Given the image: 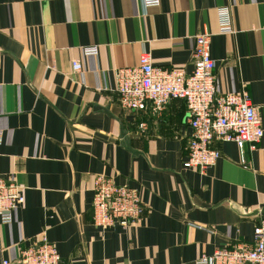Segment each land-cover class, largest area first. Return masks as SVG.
I'll return each instance as SVG.
<instances>
[{
    "label": "crops",
    "instance_id": "0c3cea01",
    "mask_svg": "<svg viewBox=\"0 0 264 264\" xmlns=\"http://www.w3.org/2000/svg\"><path fill=\"white\" fill-rule=\"evenodd\" d=\"M223 9L232 33L221 31ZM199 34L210 40L217 92L247 90L264 135V0L146 9L140 0H0V177L24 191L0 226V264L43 237L63 264H195L252 243L264 219V136L254 151L215 141L220 157L199 174L182 167L191 139L183 101L158 115L119 105L117 70L148 52L154 67L191 74ZM97 176L139 190L137 224H93Z\"/></svg>",
    "mask_w": 264,
    "mask_h": 264
},
{
    "label": "built area",
    "instance_id": "2783aa9c",
    "mask_svg": "<svg viewBox=\"0 0 264 264\" xmlns=\"http://www.w3.org/2000/svg\"><path fill=\"white\" fill-rule=\"evenodd\" d=\"M144 9L158 7L160 0H140ZM221 31L232 33L229 10L218 15ZM193 70H161L153 66L150 53L142 52L133 69L116 72V91L119 105L127 111H147L160 114L174 99L183 101L187 108L191 139L183 169L199 174L215 165L220 152L213 148L215 141L233 142L242 152L244 147L254 151L263 139L261 120L247 90L219 94L215 87V62L210 56L208 35L195 37ZM84 55H96V46H85ZM75 72L81 64L71 63ZM3 130L0 127V144ZM92 197L93 224L100 229L112 226L131 227L144 216L145 207L138 189L116 186L107 176L94 180ZM23 189L13 180L0 177V226L12 223L14 212L24 203ZM253 241L248 245L221 248L211 255L202 254L195 264H264V219L253 228ZM16 263L3 260L2 264H63L55 246L45 237L40 243L21 249Z\"/></svg>",
    "mask_w": 264,
    "mask_h": 264
},
{
    "label": "water",
    "instance_id": "95a60500",
    "mask_svg": "<svg viewBox=\"0 0 264 264\" xmlns=\"http://www.w3.org/2000/svg\"><path fill=\"white\" fill-rule=\"evenodd\" d=\"M261 212L264 213V210H261L260 213ZM257 213H259V212H257V211L253 212V214H257Z\"/></svg>",
    "mask_w": 264,
    "mask_h": 264
}]
</instances>
